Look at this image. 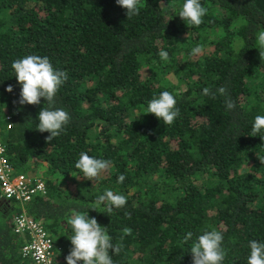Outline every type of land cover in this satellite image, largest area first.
<instances>
[{"label":"trees","instance_id":"trees-1","mask_svg":"<svg viewBox=\"0 0 264 264\" xmlns=\"http://www.w3.org/2000/svg\"><path fill=\"white\" fill-rule=\"evenodd\" d=\"M184 2L142 0L128 19L116 0H0V114L12 117L1 138L14 171L45 182L46 195L26 210L52 238L56 263L67 264L74 213L95 217L123 245L110 252L114 264H192V244L212 229L224 237L223 264H247L250 241L264 242V131L252 136L264 115V0H200L207 13L199 27L178 16ZM197 45L203 51L193 56ZM27 55L46 56L68 75L53 107L71 120L49 142L37 130L47 102L14 104L21 86L12 63ZM163 91L177 100L172 125L147 114ZM81 152L111 161L109 169L84 178L75 168ZM106 190L125 195L126 206L90 209ZM18 211L0 196V264L27 262L26 236L14 231Z\"/></svg>","mask_w":264,"mask_h":264},{"label":"clouds","instance_id":"clouds-1","mask_svg":"<svg viewBox=\"0 0 264 264\" xmlns=\"http://www.w3.org/2000/svg\"><path fill=\"white\" fill-rule=\"evenodd\" d=\"M117 5L126 10L128 19L139 15L143 3L142 0H116ZM207 9L202 6L200 0H185L182 10L178 16L187 22L189 26L199 27L203 23V17ZM257 44L259 56L264 60V31L257 35ZM203 48L197 45L191 49V55L201 54ZM161 60L168 61L169 53L161 50L159 52ZM17 82L21 86L18 101L14 104L19 105H39L43 98L48 107H43L38 114L37 130L41 133H50L46 137L49 142L58 137L66 130V125L71 120L70 114L62 108H54L55 97L61 85H63L68 75L65 71L56 70L48 57L39 55H27L24 58L17 59L12 63ZM6 91H13L12 85L6 88ZM220 95H226L227 89L220 87ZM203 95H213L211 90L205 87L202 90ZM177 100L172 92L163 91L158 97L151 99L147 106V114H153L158 119H162L164 124L172 125L179 116ZM226 106L229 110L235 108V102L231 99L226 100ZM264 131V115H257L252 125V136H257ZM264 139V137H261ZM3 151V149H0ZM264 162V161H262ZM111 161L98 159L90 156L86 152H81L75 168L83 173V177L88 180H95L100 177L102 172L109 169ZM125 176L121 174L117 179L118 183H123ZM127 204V197L123 194L114 193L112 190H106L103 195H99L96 201L90 206V209L96 210L104 205L107 214H111L113 209H121ZM131 218L130 213H126ZM68 224L72 226L74 235L71 236L72 248L65 257L67 264H114L111 253L119 254L123 245L121 243L113 244L112 236L109 235L106 227L101 226L95 217H89L88 213H74L68 219ZM124 235H131L132 229L125 227ZM193 233L189 231L183 240L187 243L191 240ZM123 237H121V240ZM223 234L216 230H207L199 235L192 244L190 252L192 255V264H223L227 255L223 245ZM250 255L247 264H264V242L252 240L249 243Z\"/></svg>","mask_w":264,"mask_h":264},{"label":"built area","instance_id":"built-area-1","mask_svg":"<svg viewBox=\"0 0 264 264\" xmlns=\"http://www.w3.org/2000/svg\"><path fill=\"white\" fill-rule=\"evenodd\" d=\"M12 127V117L8 113L0 114V196L1 199L15 201L19 211L14 215V231L26 236L21 246V256L26 264H62L56 263L53 254V241L43 224L30 217L26 210L37 194L46 195L45 182L37 175L17 173L6 156V144L1 131Z\"/></svg>","mask_w":264,"mask_h":264}]
</instances>
